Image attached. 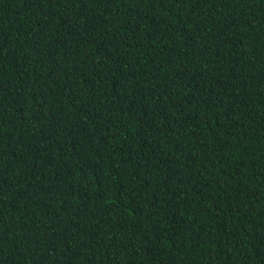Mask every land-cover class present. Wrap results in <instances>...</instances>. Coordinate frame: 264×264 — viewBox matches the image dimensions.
Here are the masks:
<instances>
[{"label":"trees","instance_id":"trees-1","mask_svg":"<svg viewBox=\"0 0 264 264\" xmlns=\"http://www.w3.org/2000/svg\"><path fill=\"white\" fill-rule=\"evenodd\" d=\"M0 264H264V0H0Z\"/></svg>","mask_w":264,"mask_h":264}]
</instances>
